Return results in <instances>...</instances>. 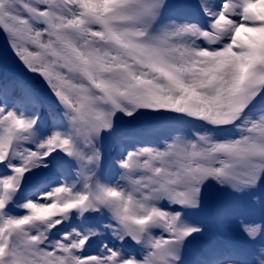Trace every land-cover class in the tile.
I'll return each mask as SVG.
<instances>
[{
	"label": "snow or ice",
	"instance_id": "6c2138e0",
	"mask_svg": "<svg viewBox=\"0 0 264 264\" xmlns=\"http://www.w3.org/2000/svg\"><path fill=\"white\" fill-rule=\"evenodd\" d=\"M0 35V264H264V0H0Z\"/></svg>",
	"mask_w": 264,
	"mask_h": 264
},
{
	"label": "rangeland",
	"instance_id": "374dc122",
	"mask_svg": "<svg viewBox=\"0 0 264 264\" xmlns=\"http://www.w3.org/2000/svg\"><path fill=\"white\" fill-rule=\"evenodd\" d=\"M1 42H4V45L3 46H0V67H4V66H9L8 67V73L9 75H12V74H17L16 70H17V67L18 64L15 63L18 62L15 58V56L13 55L11 49L8 47V45L5 43L4 39H3V36L0 35V43ZM19 63V62H18ZM13 66V67H11ZM19 70V68H18ZM24 73V71H23ZM22 73V74H23ZM35 83L38 87H42V82L39 80V78H35ZM148 121V118L147 117H141L137 122H133V123H145ZM127 123V122H126ZM240 211L245 214V215H250V216H253L255 218H259L260 216V212H259V205H256L254 207H245V206H241V209ZM244 218L243 215H241L239 217V220L242 221ZM230 228L232 230H234L236 233L238 232L239 233V223L237 221H234L231 225H230ZM240 234V233H239ZM241 235V234H240Z\"/></svg>",
	"mask_w": 264,
	"mask_h": 264
},
{
	"label": "trees",
	"instance_id": "16d2710c",
	"mask_svg": "<svg viewBox=\"0 0 264 264\" xmlns=\"http://www.w3.org/2000/svg\"><path fill=\"white\" fill-rule=\"evenodd\" d=\"M19 70H23V68H21L20 66H19ZM20 71H18V73H19Z\"/></svg>",
	"mask_w": 264,
	"mask_h": 264
}]
</instances>
